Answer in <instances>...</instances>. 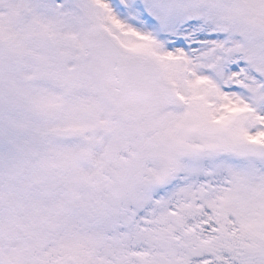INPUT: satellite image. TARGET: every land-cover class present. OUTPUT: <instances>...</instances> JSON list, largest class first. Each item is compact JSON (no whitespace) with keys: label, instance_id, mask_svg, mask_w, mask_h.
I'll return each instance as SVG.
<instances>
[{"label":"snow or ice","instance_id":"6c2138e0","mask_svg":"<svg viewBox=\"0 0 264 264\" xmlns=\"http://www.w3.org/2000/svg\"><path fill=\"white\" fill-rule=\"evenodd\" d=\"M0 264H264V0H0Z\"/></svg>","mask_w":264,"mask_h":264}]
</instances>
